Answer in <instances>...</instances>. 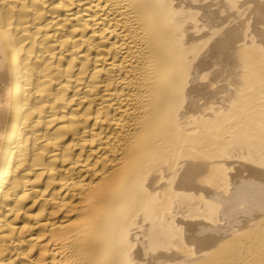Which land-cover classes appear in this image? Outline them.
<instances>
[{
    "label": "bare ground",
    "instance_id": "bare-ground-1",
    "mask_svg": "<svg viewBox=\"0 0 264 264\" xmlns=\"http://www.w3.org/2000/svg\"><path fill=\"white\" fill-rule=\"evenodd\" d=\"M0 264H264V0H0Z\"/></svg>",
    "mask_w": 264,
    "mask_h": 264
}]
</instances>
